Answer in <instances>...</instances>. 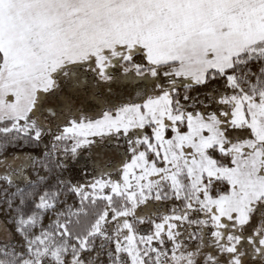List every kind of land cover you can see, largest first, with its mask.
<instances>
[{
    "label": "snow or ice",
    "instance_id": "obj_1",
    "mask_svg": "<svg viewBox=\"0 0 264 264\" xmlns=\"http://www.w3.org/2000/svg\"><path fill=\"white\" fill-rule=\"evenodd\" d=\"M0 264H264V0H0Z\"/></svg>",
    "mask_w": 264,
    "mask_h": 264
}]
</instances>
